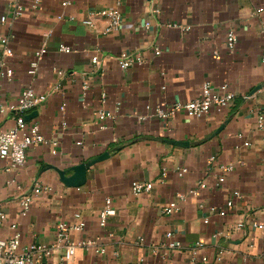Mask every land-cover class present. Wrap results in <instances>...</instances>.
<instances>
[{
    "label": "crops",
    "instance_id": "1",
    "mask_svg": "<svg viewBox=\"0 0 264 264\" xmlns=\"http://www.w3.org/2000/svg\"><path fill=\"white\" fill-rule=\"evenodd\" d=\"M11 1L0 0V55L11 47L6 61L14 73L4 83V100L14 103L29 88L46 95L30 122L49 143L31 147L21 169L6 171L8 161L0 160V214L6 216L0 242L11 238L15 224L23 245H52L58 225L74 223L79 213L86 228L71 239L98 240L106 253L79 250L71 264H264V230L256 227L264 225V133L257 128L264 114V12L257 11L264 0H18L23 14L17 19ZM104 10L122 18L108 35L106 18L82 24ZM230 32L237 37L234 51ZM62 45L70 53L61 52ZM122 53L143 62L123 70ZM35 60L38 71L31 76ZM205 83L227 85L235 101L200 119L154 116L157 106L201 98ZM103 112L112 117L102 119ZM15 117L0 116V128L12 129ZM106 152L109 158L87 171L82 187L61 181L58 170ZM180 168L188 170L184 177L177 175ZM133 183L153 188L135 196ZM36 184L51 190L22 216L21 201ZM181 194L187 198L179 209L164 213ZM109 200L115 214L101 228ZM167 234L184 249L169 251Z\"/></svg>",
    "mask_w": 264,
    "mask_h": 264
},
{
    "label": "built area",
    "instance_id": "2",
    "mask_svg": "<svg viewBox=\"0 0 264 264\" xmlns=\"http://www.w3.org/2000/svg\"><path fill=\"white\" fill-rule=\"evenodd\" d=\"M35 5L39 4L41 0H34ZM70 5L69 2L64 3V6ZM9 6L13 9V19L19 18L23 14V7L18 0L11 1ZM258 13H263L264 9H259ZM103 17L108 20V26L103 31V34L108 35L113 30L117 29L122 22L121 15L117 10H104L98 13H91L87 19L82 21L85 26H92L93 19L95 17ZM1 22L6 23L7 18L2 16ZM264 29V25H263ZM228 48L230 51L235 50L237 44V37L233 32H230L227 37ZM61 52L70 53V48L66 46L60 47ZM157 54L160 51L156 50ZM12 49L9 46H5L0 55V116L7 113H14L16 115V125L10 130H2L0 128V160L8 161L9 167L6 171L21 169L25 166L27 162V151L34 146L41 144H48L49 142L41 134L40 127L37 123H31L27 120V117L37 109L42 106L47 101L46 95H39L32 88L25 90L18 100L14 103H6L3 96V86L5 82H11L14 77L12 69L9 67L6 59L12 56ZM46 53V49H42L40 52L36 53V57L40 58ZM118 64L121 69L127 70L133 68L137 65L142 64V59L137 57L133 53H122L117 57ZM93 64L97 65L99 63L98 57H93ZM38 61L35 60L31 63L28 74L35 76L38 71ZM59 75H62V71H58ZM87 86L84 90H87ZM236 95L231 92L227 85H223L220 88H215L211 83H205L202 89V96L199 99L187 102V103H175L170 107L157 106L154 109V116L161 120H169L179 113H184L190 118L200 119L208 115L212 109H217L218 111L225 110L231 106L235 101ZM102 119L111 118L112 113L103 112L100 114ZM142 120L146 117H141ZM257 128L264 133V114L260 113L257 116ZM54 147L57 143H52ZM249 146V143H245ZM56 153V151H54ZM228 172L232 171V167L225 168ZM177 175L179 177H184L188 170L186 168L177 169ZM168 172L163 170L162 180L167 177ZM220 183L224 182V179L219 180ZM153 188L152 183L141 184L133 183L131 191L135 196H139L145 192L151 191ZM201 188H206L205 184H201ZM44 190L39 184H36L32 192L25 196L21 201V215L27 216L33 204L35 197L39 196ZM190 195H197V191H190ZM235 197L239 198L240 194L235 192ZM187 195L181 194L177 199L171 202L164 209L166 214H174L179 209V204L184 202ZM105 209L100 214V226L105 228L107 225V220L110 216L115 214V211L111 207V201H107ZM229 207L233 206V202H229ZM215 211V209H212ZM74 223H61L58 225L57 229V239L52 245L45 244H30L23 245L21 242V236L16 232V225L13 224L11 228L15 231L9 240L0 242V264H71L75 255L79 250L85 252H95L100 255L106 253L105 247L99 244L98 240L95 239H85L80 241L72 240L70 234L72 232H81L86 228V222L82 219L81 214L77 213L74 215ZM6 220L4 213L0 214V225H2ZM258 229L264 230V225H256ZM244 224L239 223L237 229H243ZM113 236V235H110ZM141 242H144L141 239ZM197 246L203 247L204 244L198 243ZM165 247L169 251L182 250L184 249L183 244L174 239L172 234H167V243ZM56 252H60L58 262L53 261V257ZM221 255V253H220ZM221 260V256H219ZM205 262L207 258L203 259Z\"/></svg>",
    "mask_w": 264,
    "mask_h": 264
},
{
    "label": "water",
    "instance_id": "3",
    "mask_svg": "<svg viewBox=\"0 0 264 264\" xmlns=\"http://www.w3.org/2000/svg\"><path fill=\"white\" fill-rule=\"evenodd\" d=\"M258 87L256 90H259ZM27 120H31V115L27 117ZM179 145V144H177ZM110 156L109 152L104 153L86 163H82L66 171L58 170L61 181L68 187L80 188L86 183L87 171L90 170L94 165L108 159ZM73 172V175H69Z\"/></svg>",
    "mask_w": 264,
    "mask_h": 264
}]
</instances>
